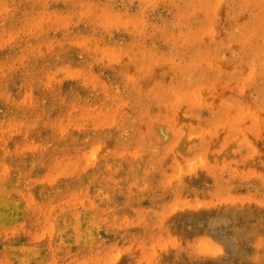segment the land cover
Wrapping results in <instances>:
<instances>
[{
    "label": "rangeland",
    "instance_id": "374dc122",
    "mask_svg": "<svg viewBox=\"0 0 264 264\" xmlns=\"http://www.w3.org/2000/svg\"><path fill=\"white\" fill-rule=\"evenodd\" d=\"M0 264H264V0H0Z\"/></svg>",
    "mask_w": 264,
    "mask_h": 264
},
{
    "label": "bare ground",
    "instance_id": "6f19581e",
    "mask_svg": "<svg viewBox=\"0 0 264 264\" xmlns=\"http://www.w3.org/2000/svg\"><path fill=\"white\" fill-rule=\"evenodd\" d=\"M201 88V87H200ZM223 88V87H222ZM181 96V95H180ZM179 97V96H178ZM181 100V99H180ZM237 123V122H236ZM244 132V131H243Z\"/></svg>",
    "mask_w": 264,
    "mask_h": 264
}]
</instances>
